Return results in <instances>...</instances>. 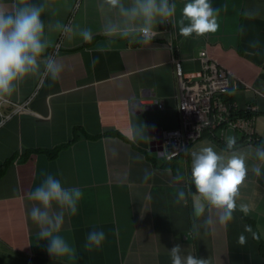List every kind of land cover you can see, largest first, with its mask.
Returning a JSON list of instances; mask_svg holds the SVG:
<instances>
[{"label": "crops", "instance_id": "crops-1", "mask_svg": "<svg viewBox=\"0 0 264 264\" xmlns=\"http://www.w3.org/2000/svg\"><path fill=\"white\" fill-rule=\"evenodd\" d=\"M212 3L220 9L215 32L184 36L163 21L142 43L100 31L101 0H47L43 19L91 28L93 37L48 33L53 44L46 52L63 65L58 79L30 75L0 97V264H170L174 244L210 264H264V164L257 176L251 166L258 162L247 161L227 225L211 206L193 215L190 152L202 144L220 150L229 135L242 148L264 143V0ZM201 50L230 72L227 98L236 116L253 118V140L233 129L205 131L168 159L158 138L181 124L177 69L198 75ZM134 128L143 138H131ZM42 172L84 193L60 230L71 257L49 255L48 240L35 236L37 225L27 216L33 202L26 193ZM178 190L184 202H176ZM93 228L105 239L88 249L85 236Z\"/></svg>", "mask_w": 264, "mask_h": 264}, {"label": "clouds", "instance_id": "clouds-1", "mask_svg": "<svg viewBox=\"0 0 264 264\" xmlns=\"http://www.w3.org/2000/svg\"><path fill=\"white\" fill-rule=\"evenodd\" d=\"M47 6V0H15L10 7L0 6V97L10 96L18 82L30 75L43 72L52 80L58 79L63 65L46 52L53 44L48 33L56 32L69 40L74 36L85 42L92 39L91 28L43 19ZM99 7L103 15L100 31L105 36L136 37L142 43L153 39L157 23L163 21L174 24L184 36L215 32L220 11L213 6L212 0H181L179 13L176 0H101ZM143 134L140 128H134L131 138H143ZM190 156V178L195 189L193 215L200 217L205 208L211 206L219 210L218 222L227 225L237 207L238 186L248 172L247 161H257L251 170L257 176L262 174L264 143L242 148L235 137L229 135L225 137L222 149L202 144L192 150ZM41 177L40 182L26 193V198L33 202L27 216L37 225L35 236L48 240L46 250L49 255L71 257L74 249L60 230L66 215L77 214L84 193L78 186H65L52 173L42 172ZM185 195L183 190H178L176 202H184ZM239 207L248 211L246 204ZM104 239V231L93 228L85 236L84 247H99ZM168 254L170 264H210L207 258L183 253L180 244L168 248Z\"/></svg>", "mask_w": 264, "mask_h": 264}, {"label": "built area", "instance_id": "built-area-1", "mask_svg": "<svg viewBox=\"0 0 264 264\" xmlns=\"http://www.w3.org/2000/svg\"><path fill=\"white\" fill-rule=\"evenodd\" d=\"M202 69L198 75L186 76L181 67L177 72L180 82L179 127L164 129L158 144L164 148L166 158L183 153L205 131L233 129L253 140V118L236 116L234 106L228 100L230 72L211 58L207 50H201Z\"/></svg>", "mask_w": 264, "mask_h": 264}, {"label": "water", "instance_id": "water-1", "mask_svg": "<svg viewBox=\"0 0 264 264\" xmlns=\"http://www.w3.org/2000/svg\"><path fill=\"white\" fill-rule=\"evenodd\" d=\"M165 25V23L164 22H161V26H164ZM145 104V103H144ZM149 105H151V103L150 104H148V103H146V107H150Z\"/></svg>", "mask_w": 264, "mask_h": 264}, {"label": "trees", "instance_id": "trees-1", "mask_svg": "<svg viewBox=\"0 0 264 264\" xmlns=\"http://www.w3.org/2000/svg\"><path fill=\"white\" fill-rule=\"evenodd\" d=\"M235 111V110H234ZM235 113H236V111H235ZM241 114V113H240ZM242 115V114H241Z\"/></svg>", "mask_w": 264, "mask_h": 264}]
</instances>
